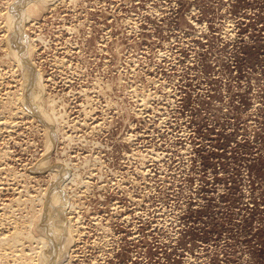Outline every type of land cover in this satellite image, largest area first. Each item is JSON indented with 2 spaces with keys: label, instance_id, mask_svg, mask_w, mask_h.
Returning a JSON list of instances; mask_svg holds the SVG:
<instances>
[{
  "label": "rangeland",
  "instance_id": "rangeland-1",
  "mask_svg": "<svg viewBox=\"0 0 264 264\" xmlns=\"http://www.w3.org/2000/svg\"><path fill=\"white\" fill-rule=\"evenodd\" d=\"M7 1L0 237L31 215L26 200L41 208L37 197L68 160L61 182L78 173L79 184L65 190L74 206L65 217L80 228L75 258L62 264H264V0H60L27 26L42 89L65 116L52 149L15 100L22 81L1 50ZM2 247L0 264L22 261Z\"/></svg>",
  "mask_w": 264,
  "mask_h": 264
},
{
  "label": "bare ground",
  "instance_id": "bare-ground-1",
  "mask_svg": "<svg viewBox=\"0 0 264 264\" xmlns=\"http://www.w3.org/2000/svg\"><path fill=\"white\" fill-rule=\"evenodd\" d=\"M60 0H9L8 2V6H7V10H4L3 14L1 15V17L3 18V26L5 27V34H1V38L2 41L6 43L5 47H2V51L4 52V57L5 59H10L13 61V63L15 64V67L17 69V72L19 73V79L21 80V86L23 88L21 94L20 93H16L17 95H15V100L18 102V100L22 102V100L25 102L24 104H27L28 107H24V108H20L22 111V113H28L30 114L34 119H37L39 122L42 123V126L45 128V132L44 134H46L47 139L45 138V140H47L46 146H48L47 148H50L53 145V138H54V134L58 132L59 130V126L62 123H65V116L62 113H59L58 109L56 108V103H55V98L53 99V97L51 95H46L44 90L42 89V86L40 84V76L38 71H36L33 63H32V58L34 56V52L36 50V46H35V40L31 39L28 36V27L29 25H31L34 22H37V20H39L43 14H45L46 12L48 13L49 11L55 9V6H57V4L59 3ZM73 1V0H72ZM76 3V2H75ZM73 4V3H72ZM75 5V4H74ZM42 19V18H41ZM2 22V21H1ZM81 24V23H80ZM2 25V24H1ZM37 27V26H36ZM59 28V27H58ZM63 28V27H62ZM67 28V27H65ZM38 29V28H37ZM75 29V28H70ZM4 30V29H3ZM66 30V29H65ZM69 30V29H67ZM31 31V30H30ZM41 31V30H40ZM70 31V30H69ZM73 31V30H72ZM33 32V31H32ZM37 37L39 38L40 35L38 34ZM6 40V41H5ZM42 41V40H41ZM115 43V42H114ZM49 44V43H48ZM67 44V43H66ZM70 44V43H69ZM68 45V44H67ZM59 48V47H57ZM62 48V47H61ZM117 49V48H116ZM65 51V50H64ZM37 53V52H36ZM67 53V52H66ZM69 53V52H68ZM67 53V54H68ZM65 54V53H64ZM63 59V58H62ZM61 59V60H62ZM60 60V61H61ZM56 61V60H55ZM59 61V62H60ZM65 61V59L63 60ZM1 62V61H0ZM54 62V61H53ZM62 62V61H61ZM66 62V61H65ZM6 63V62H5ZM64 63V62H63ZM13 64V65H14ZM57 64V63H56ZM62 65V63H61ZM2 67V66H1ZM10 67V66H9ZM58 67V65L56 66ZM63 67V66H62ZM69 67V66H68ZM59 68V67H58ZM64 68V67H63ZM2 69V68H1ZM4 69V68H3ZM62 69V68H61ZM69 69V68H68ZM11 70V69H9ZM8 70V71H9ZM71 70V69H70ZM81 70V69H80ZM6 71V72H8ZM13 72V71H12ZM59 72V70H58ZM69 72V71H68ZM79 72V71H78ZM77 72V73H78ZM48 73V72H47ZM71 73V72H69ZM0 74H3L2 72H0ZM14 74V73H12ZM61 74V73H60ZM10 75V74H9ZM69 75V74H68ZM73 75V74H72ZM77 75V74H76ZM1 76V75H0ZM6 76V75H5ZM17 76V75H16ZM67 76V75H66ZM79 76V74H78ZM63 77V76H62ZM72 77V76H71ZM45 78V77H44ZM1 79V77H0ZM70 79V78H68ZM9 80V79H8ZM45 80V79H44ZM47 80V78H46ZM66 80V79H65ZM4 81V80H3ZM1 80V82H3ZM12 81V78L10 80ZM48 81V80H47ZM53 81V80H52ZM52 81L51 84H52ZM0 82V85H1ZM54 82V81H53ZM4 83V82H3ZM17 83V82H16ZM20 83V82H19ZM69 83V82H68ZM67 84V83H66ZM11 85V84H10ZM14 85V84H13ZM65 85V84H64ZM82 85V84H81ZM7 86V85H6ZM20 86V87H21ZM72 86V85H71ZM70 86V87H71ZM90 86V85H89ZM3 87V86H2ZM0 86V88H2ZM49 87V86H48ZM57 87V85H56ZM67 87V86H66ZM93 87V86H92ZM52 88V87H51ZM15 89V88H14ZM18 89V88H17ZM46 89V88H45ZM53 89V88H52ZM61 89V88H60ZM90 89V88H89ZM96 89V88H95ZM1 90V89H0ZM5 90V89H4ZM50 90V89H49ZM48 90V91H49ZM54 90V89H53ZM56 90V89H55ZM77 90V89H76ZM85 90V89H84ZM88 90V89H87ZM92 90V89H91ZM11 91V90H10ZM47 91V90H46ZM69 91V90H68ZM6 92V91H5ZM4 92V93H5ZM71 92V91H70ZM73 92V91H72ZM79 91H77L78 93ZM15 93V92H14ZM13 93V95H14ZM59 93V92H58ZM76 93V92H75ZM81 93V92H80ZM93 93V92H92ZM3 94V93H1ZM12 94V93H11ZM48 94V93H47ZM55 94V93H54ZM67 94V93H66ZM82 95V93H81ZM79 95V96H81ZM65 96V95H64ZM69 96V95H67ZM75 96V95H74ZM86 96V95H85ZM94 96V95H93ZM96 96V95H95ZM77 97V96H76ZM84 97V96H83ZM151 97V96H150ZM68 98V97H67ZM74 98V97H73ZM72 98V99H73ZM79 98V97H78ZM82 98V97H81ZM85 98V97H84ZM88 98V96H87ZM70 99V98H69ZM109 99V98H108ZM107 99V100H108ZM1 100V99H0ZM12 100V98H11ZM59 100V99H58ZM67 100V99H66ZM82 100V99H81ZM95 100V99H94ZM4 101V100H3ZM65 101V99H64ZM69 101V100H68ZM74 101V100H73ZM93 101V100H92ZM62 102V101H60ZM71 102V101H70ZM81 102V101H80ZM258 102V101H257ZM10 103V102H9ZM8 103V104H9ZM19 103V102H18ZM82 103V102H81ZM91 103V102H90ZM63 104V103H62ZM73 104V103H72ZM78 104V103H77ZM147 104V103H146ZM15 105V104H14ZM13 105V106H14ZM19 105V104H18ZM260 105V104H259ZM258 105V106H259ZM6 106V105H5ZM12 106V108H13ZM63 106V105H62ZM69 106V105H68ZM95 106V104H94ZM257 106V107H258ZM15 107V106H14ZM18 107V106H17ZM72 107V105L70 106V108ZM74 107V106H73ZM81 107V106H80ZM64 108V107H63ZM98 108V107H97ZM8 109V108H7ZM11 109V108H10ZM112 109V108H111ZM256 109V108H255ZM6 110V109H5ZM4 110V111H5ZM17 110V109H16ZM67 110V109H66ZM74 110V109H73ZM80 110V109H79ZM83 110V108H82ZM95 110V109H94ZM101 110V109H100ZM115 110V109H114ZM3 111V112H4ZM7 111V110H6ZM6 111L4 113H6ZM15 111V109H14ZM19 111V110H18ZM10 112V111H9ZM78 112V111H77ZM76 112V113H77ZM87 112V110H86ZM19 113V112H17ZM70 113V112H69ZM82 113V112H81ZM102 114V113H100ZM18 115V114H17ZM24 116V115H22ZM84 116V115H83ZM7 117V116H6ZM94 117V116H92ZM19 118V117H18ZM77 118V116H76ZM83 118H86L83 117ZM97 118V117H96ZM69 119V118H68ZM71 119V118H70ZM91 119V118H90ZM9 120V119H8ZM72 120V119H71ZM81 120V118H80ZM86 120V119H85ZM3 121V120H2ZM1 121V122H2ZM6 121V120H5ZM5 123L4 121L1 123ZM11 122V120H10ZM9 122V123H10ZM83 122V119H82ZM104 122V120H103ZM6 123L8 124V122L6 121ZM5 123V124H6ZM21 123V122H20ZM68 123V122H67ZM79 123V122H77ZM6 124V125H7ZM14 123L12 122V125ZM71 124V123H69ZM68 124V125H69ZM75 124V123H74ZM18 125V124H16ZM92 125V124H91ZM96 126V124H93ZM98 125H100L98 123ZM97 125V126H98ZM9 126V124H8ZM66 126V125H65ZM94 126V127H95ZM0 127H4V126H0ZM13 127V126H12ZM88 127V125H87ZM93 127V126H92ZM8 128L7 126L4 128L6 129ZM15 128V127H14ZM63 128V127H62ZM66 128V127H65ZM68 128V126H67ZM66 128V130H67ZM11 129V128H8ZM64 129V128H63ZM81 129V128H80ZM98 129V128H97ZM11 130H14L13 128ZM85 130V129H83ZM101 130V129H100ZM3 131V130H2ZM5 131V130H4ZM3 131V132H4ZM10 131V130H8ZM71 131V130H70ZM89 131V130H88ZM1 132V131H0ZM13 132V131H12ZM11 132V133H12ZM65 132V131H64ZM2 133V132H1ZM10 133V132H9ZM84 133V132H82ZM96 133V132H95ZM3 135V134H2ZM6 135V134H5ZM9 135V134H8ZM68 135V134H67ZM96 135V134H95ZM4 136V135H3ZM66 136V134L64 135ZM45 137V135H44ZM60 137V136H59ZM67 137V136H66ZM76 137V136H75ZM78 137V136H77ZM10 138V137H9ZM8 138V139H9ZM84 138V137H83ZM90 138V137H88ZM3 140V138H0V140ZM91 139V138H90ZM44 140V142H45ZM59 140V139H58ZM93 140V139H91ZM96 140V139H95ZM94 140V141H95ZM79 141V140H77ZM80 141L81 138H80ZM124 141V140H123ZM62 142V141H61ZM65 142V141H63ZM75 142V141H74ZM86 142V141H85ZM90 142V141H89ZM87 143V142H86ZM94 143V142H93ZM242 143V142H240ZM69 144V143H68ZM74 144V143H72ZM88 144V143H87ZM90 144V143H89ZM237 144V142H236ZM57 145V144H56ZM75 145V144H74ZM82 145V144H81ZM92 145V144H91ZM97 145V144H96ZM73 146V145H72ZM76 146V145H75ZM88 146V145H87ZM94 147V146H93ZM107 147V146H106ZM79 148V147H78ZM92 148V147H91ZM95 148V147H94ZM45 149V148H42ZM49 149H47L48 153H49ZM81 149V148H80ZM83 149V148H82ZM88 149V148H87ZM240 149V148H239ZM86 150V149H85ZM90 150V149H89ZM43 151V150H41ZM46 151V152H47ZM70 151V150H69ZM72 151V150H71ZM84 151V150H83ZM10 152V151H9ZM76 152V151H75ZM88 152V151H87ZM92 152V151H91ZM7 153V152H6ZM47 153V154H48ZM94 153V152H93ZM245 153V152H244ZM67 154V153H66ZM87 154H91V153H87ZM184 154V153H183ZM11 155V154H10ZM46 155V154H45ZM45 155H43L44 157H46ZM70 155V154H69ZM73 155V154H72ZM70 155V156H72ZM95 155V154H94ZM7 156V155H6ZM5 154L4 157L6 158ZM80 156V155H79ZM93 156V155H92ZM68 157V156H67ZM1 158V157H0ZM8 158V157H7ZM43 157H41L42 159ZM80 158V157H79ZM96 158V157H95ZM45 159V158H44ZM72 159V158H71ZM77 159V158H76ZM74 159V160H76ZM93 159V157H92ZM107 159V158H106ZM3 160V157H2ZM7 160V159H6ZM65 160V159H64ZM82 160L83 157H82ZM100 160V159H99ZM85 161V160H84ZM91 161V160H90ZM93 161V160H92ZM91 161V162H92ZM44 161H42L41 163H43ZM57 162V161H56ZM72 162V161H71ZM82 162V161H81ZM5 163V162H4ZM75 163V162H74ZM73 163V164H74ZM104 163V162H103ZM7 164V163H6ZM45 164V163H44ZM53 164V163H52ZM81 164V163H80ZM9 165V164H8ZM43 165V164H42ZM56 165V164H54ZM67 165H69V161H63L61 164H57V171L59 172L58 174H52V181L48 184L49 186L47 188H45L46 190H44L43 192H41V194L39 195V197H37L38 203L41 206V208L39 209H35L34 208V202H31L29 200H26V202H29L30 204H32L31 206V210L32 213H30L31 215L27 216V220L25 222H13L14 224L12 225V230H8V234H3L0 237V246L3 247H7L9 249H16L17 252L16 254H14L13 252V256H16L17 260H20L22 258V261H18L17 264H62L63 263V257L66 256V254L70 255L71 257L74 256V254H70L69 251L72 245V235L74 236L75 232L80 228H78L77 230L75 228H77V225L73 226L71 225V220L69 218V216L65 217V212L68 215V213L70 211H73V205H71L70 203H67V196L65 190L70 186H68L70 183H74V184H79V181L77 182L73 175L69 176V180L67 185H63V183L61 181H63V178L66 177L68 174L67 172ZM89 165V164H88ZM93 165V164H92ZM101 165V164H100ZM48 166V165H47ZM72 166V165H71ZM90 166V165H89ZM2 167V166H1ZM41 167V166H40ZM67 167V168H66ZM70 167V166H69ZM102 167V166H101ZM116 167V166H115ZM42 168L46 169V166H42ZM53 168V167H52ZM51 168V169H52ZM74 168L76 169V167L74 166ZM90 168V167H89ZM95 168V167H94ZM107 168V167H106ZM44 169V170H45ZM78 169V168H77ZM76 169V170H77ZM93 169V168H91ZM111 169V168H110ZM42 170V169H41ZM55 170H56V166H55ZM86 170V169H85ZM90 170V169H89ZM95 170V169H94ZM106 170V169H105ZM79 171V170H78ZM101 171V170H100ZM113 171V170H112ZM17 172V171H16ZM48 172V171H47ZM51 172V171H50ZM57 172V173H58ZM70 172V171H69ZM97 172V171H96ZM46 173V172H45ZM111 173V172H110ZM4 174V173H3ZM19 174V173H18ZM44 174V173H43ZM78 174V173H77ZM75 174V175H77ZM80 174V173H79ZM107 174V173H106ZM58 175V176H57ZM83 175V174H82ZM86 175V174H85ZM93 175V174H92ZM98 175V174H97ZM10 176V175H9ZM45 176V174H44ZM56 176V177H55ZM90 176V175H89ZM3 177V176H1ZM0 177V178H1ZM48 177V176H47ZM79 177V176H77ZM87 177V176H86ZM113 177V176H112ZM7 178V176H6ZM36 178V177H35ZM76 178V177H75ZM106 178V177H105ZM3 179V178H2ZM8 179V178H7ZM31 179V178H30ZM78 179V178H76ZM36 180V179H35ZM37 181V180H36ZM109 181V180H108ZM1 182V181H0ZM21 182V181H20ZM90 183V181H88ZM8 183V182H7ZM31 183V182H30ZM81 183V182H80ZM84 181L81 183L83 184ZM15 184V183H14ZM13 184V185H14ZM80 184V185H81ZM106 184V183H105ZM5 185V184H4ZM11 185V186H13ZM91 185V184H90ZM98 185V184H97ZM109 185V184H108ZM78 186V185H77ZM82 186V185H81ZM106 186V185H105ZM122 186V185H121ZM6 187V186H5ZM84 187V186H82ZM89 187V184H88ZM102 187V185H101ZM104 187V185H103ZM107 187V186H106ZM125 187V186H124ZM8 188V186H7ZM6 188V189H7ZM11 188V187H10ZM15 188V187H13ZM42 188V186H41ZM44 188V187H43ZM73 188V187H72ZM113 188V187H112ZM74 189V188H73ZM76 189V188H75ZM108 189V188H107ZM3 190L4 189H0ZM16 190V189H15ZM19 190V189H17ZM91 190V188L89 189ZM100 190V189H99ZM106 190V189H105ZM104 190V191H105ZM118 190V189H117ZM122 190V189H121ZM120 190V191H121ZM23 191V190H22ZM72 191V190H71ZM85 191V188H84ZM112 191V190H110ZM15 192V191H14ZM13 192V194H14ZM76 192V190L74 191ZM86 192V191H85ZM101 191H99L100 193ZM12 193V192H11ZM83 193V192H82ZM89 193V192H88ZM92 193V192H91ZM102 193V192H101ZM5 194V193H4ZM28 194V193H27ZM97 194V193H96ZM104 194V193H103ZM107 194V193H106ZM109 194V193H108ZM73 195V194H72ZM89 195V194H88ZM92 195V194H91ZM233 195V194H232ZM236 195V194H235ZM30 196V194H29ZM70 196V195H69ZM68 196V197H69ZM75 196V195H73ZM93 196V195H92ZM102 196V195H101ZM21 197V196H20ZM72 197V196H71ZM69 197V198H71ZM88 197V196H87ZM104 197V195H103ZM106 197V196H105ZM110 197V196H108ZM235 197V196H234ZM237 197V195H236ZM24 198V197H23ZM75 198V197H74ZM81 198V197H80ZM97 198V197H96ZM133 198V197H132ZM9 199V198H8ZM11 199V198H10ZM14 199V198H13ZM21 199V198H20ZM25 199V198H24ZM36 199V198H34ZM134 199V198H133ZM12 200V199H11ZM86 200V199H85ZM91 200V199H90ZM113 200V198H112ZM2 201V200H1ZM13 201V200H12ZM15 201V200H14ZM76 201V200H75ZM82 201V200H80ZM95 201V200H94ZM105 201V200H103ZM16 202V201H15ZM25 202V203H26ZM111 202V201H110ZM113 202V201H112ZM8 203V202H7ZM24 203V202H23ZM66 203L68 204L66 207ZM84 203V202H83ZM88 203V202H87ZM91 203V202H90ZM95 203V202H94ZM116 203V202H114ZM112 203V204H114ZM2 204V203H1ZM6 204V203H5ZM9 204V203H8ZM16 204V203H15ZM74 204V203H73ZM92 204V203H91ZM96 204V203H95ZM108 204V203H107ZM111 204V205H112ZM14 205V204H13ZM86 205V204H85ZM93 205V204H92ZM100 205V204H99ZM98 205V206H99ZM109 205V204H108ZM116 205V204H115ZM28 206V205H27ZM114 206V205H112ZM122 206V205H121ZM17 207V206H16ZM89 207V206H88ZM95 207V206H94ZM101 207V206H99ZM12 208V207H11ZM37 208V207H36ZM63 208H65L63 210ZM77 208V207H76ZM91 208V207H90ZM89 208V209H90ZM14 209V208H13ZM88 209V208H87ZM96 209V208H95ZM112 209V208H111ZM94 210V209H93ZM109 210V209H108ZM98 211V210H96ZM105 211V210H104ZM74 212V211H73ZM81 212H83L81 210ZM91 212V211H90ZM93 213V212H92ZM91 213V214H92ZM96 213V212H95ZM94 213V215H95ZM99 213V212H98ZM88 214V213H86ZM101 214V213H100ZM3 215V214H2ZM1 215V216H2ZM8 215V214H7ZM70 215V213H69ZM79 215V214H78ZM93 215V216H94ZM71 216V215H70ZM99 216V215H98ZM4 219V216H2ZM1 217V218H2ZM79 217V216H78ZM77 217V218H78ZM97 217V215H96ZM9 218V217H8ZM81 218V217H80ZM79 218V219H80ZM83 218V217H82ZM94 218V217H93ZM100 218V217H99ZM75 219V218H74ZM6 220V219H5ZM13 220V219H12ZM78 220V219H77ZM81 220V219H80ZM87 220V218H86ZM93 220V219H92ZM99 220V219H98ZM102 221V220H101ZM7 222V221H5ZM75 222V221H74ZM77 222V221H76ZM87 222V221H86ZM94 222V221H93ZM100 222V221H99ZM4 223V222H3ZM96 224V222H94ZM7 224V223H6ZM77 224V223H76ZM80 224V223H79ZM1 225V224H0ZM8 225V224H7ZM93 225V224H92ZM87 226V225H86ZM90 226V225H89ZM87 226V227H89ZM98 226V223H97ZM96 226V227H97ZM100 226V225H99ZM102 226V225H101ZM7 227V226H6ZM75 227V228H74ZM84 227V226H82ZM81 227V229H83ZM95 227V226H94ZM105 227V226H104ZM1 228V226H0ZM2 228L4 229V227L2 226ZM102 228V227H101ZM100 228V230H101ZM2 229V230H3ZM10 229V228H9ZM98 229V228H97ZM106 229V227L104 228ZM1 230V229H0ZM7 231V230H6ZM110 231V230H108ZM107 231V232H108ZM112 231V230H111ZM87 232V231H86ZM85 232V234H87ZM100 232V231H99ZM1 233V232H0ZM5 233V232H4ZM81 233V232H80ZM84 234V232H82ZM89 233V232H88ZM92 233V232H91ZM78 234V233H77ZM104 234V232H103ZM106 234V233H105ZM80 235V234H79ZM97 235V234H96ZM85 236V235H84ZM83 236V237H84ZM98 236V235H97ZM103 237V236H102ZM77 238V237H76ZM106 238V237H105ZM104 238V239H105ZM80 239V238H78ZM83 239V238H82ZM102 239V238H101ZM103 240V239H102ZM107 240V239H106ZM105 240V242H106ZM27 242V244H24V242ZM74 242V241H73ZM79 242V241H77ZM95 242V241H94ZM92 244V243H91ZM106 244V243H104ZM77 245V244H76ZM81 245V244H80ZM88 245V244H87ZM28 248V252H24V247ZM82 246V245H81ZM2 247V248H3ZM79 247V246H78ZM4 249V248H3ZM14 249V251H15ZM1 251V249H0ZM7 251V250H6ZM9 251V250H8ZM7 251V252H8ZM11 251V250H10ZM10 251L8 253H10ZM94 251V250H93ZM1 252H5L1 251ZM76 251H74L75 253ZM72 253V252H71ZM79 253V252H78ZM9 255V254H8ZM68 255V256H69ZM6 256V255H5ZM67 256V259H68ZM69 256V257H70ZM78 256V255H77ZM11 257V256H10ZM9 258V257H8ZM5 257V259H8ZM75 258V256H74ZM95 258V257H94ZM10 259V258H9ZM14 259V258H12ZM66 259V260H67ZM81 259V258H80ZM4 260V259H3ZM79 260V259H78ZM7 261V260H6ZM15 261V259H14ZM13 261V262H14ZM77 261V260H76ZM75 261V263H76ZM1 262V261H0ZM17 262V261H16ZM67 262H70V258L69 260H67ZM67 262H64L65 264H68ZM73 262V261H72ZM91 262V261H90ZM94 262V261H93ZM96 262V260H95ZM7 263V262H6ZM83 263V262H82ZM9 264V263H8ZM15 264V263H14ZM70 264V263H69ZM88 264V263H87ZM94 264V263H92Z\"/></svg>",
  "mask_w": 264,
  "mask_h": 264
}]
</instances>
